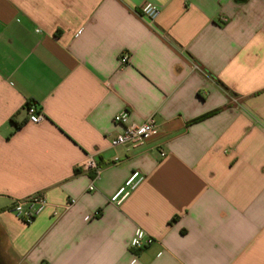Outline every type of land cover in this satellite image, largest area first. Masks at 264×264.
Instances as JSON below:
<instances>
[{
  "label": "crops",
  "instance_id": "1",
  "mask_svg": "<svg viewBox=\"0 0 264 264\" xmlns=\"http://www.w3.org/2000/svg\"><path fill=\"white\" fill-rule=\"evenodd\" d=\"M123 111L159 133L113 147ZM0 264H264V0H0Z\"/></svg>",
  "mask_w": 264,
  "mask_h": 264
},
{
  "label": "built area",
  "instance_id": "2",
  "mask_svg": "<svg viewBox=\"0 0 264 264\" xmlns=\"http://www.w3.org/2000/svg\"><path fill=\"white\" fill-rule=\"evenodd\" d=\"M141 13L144 17L151 22H155L161 15V11L158 6L153 3H146L142 6ZM127 56L122 57V64H128ZM29 122L32 124H40L46 120L45 115L38 109L36 105L28 107ZM130 113L129 111H123L115 118L117 125L124 126V130L112 139V146H131L141 147L147 141L152 139L159 133V123H157L155 117H150L143 125H137L129 123ZM166 157L165 153L162 154ZM86 171H95V179L100 177V168L98 162L94 158H90L84 165ZM146 180L145 174L140 171H136L129 177L125 185L112 197L111 201L116 205L123 204L134 192L137 190ZM95 185L92 184L90 191H95ZM45 193H37L33 196L27 197L16 201L15 205L10 209V212L20 221L27 225H31L40 217L43 213L47 212L50 207L49 200ZM75 204V201L69 206ZM69 207H67L68 209ZM155 243V239L151 237L143 229H138L133 238L131 248L135 250H145Z\"/></svg>",
  "mask_w": 264,
  "mask_h": 264
},
{
  "label": "trees",
  "instance_id": "3",
  "mask_svg": "<svg viewBox=\"0 0 264 264\" xmlns=\"http://www.w3.org/2000/svg\"><path fill=\"white\" fill-rule=\"evenodd\" d=\"M32 105H35V104L30 103L28 106L30 107V106H32Z\"/></svg>",
  "mask_w": 264,
  "mask_h": 264
}]
</instances>
